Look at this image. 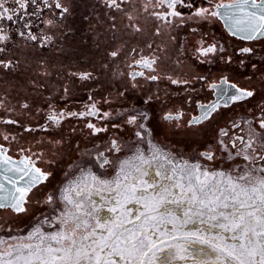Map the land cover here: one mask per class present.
<instances>
[{"label": "snow or ice", "instance_id": "obj_1", "mask_svg": "<svg viewBox=\"0 0 264 264\" xmlns=\"http://www.w3.org/2000/svg\"><path fill=\"white\" fill-rule=\"evenodd\" d=\"M205 2L103 0L107 8L121 13L127 21L123 26L125 35L144 39L145 47L154 53L166 50L149 39L164 36V25L170 30L186 26L195 34L205 22L217 16L223 18L233 36H239L243 41L259 42L264 38V0H232L230 4L220 3L213 7L205 6ZM7 5L9 0H0V45H7L12 39L10 33L15 31L28 41L46 46L52 37L33 33L31 29L36 25L30 18L35 17L52 28L59 26L58 20L41 19L44 9L52 11L53 17L57 15L54 10H59L61 21L69 12L65 0H12L11 6ZM207 5H212V0H207ZM109 19L115 30L116 16L111 15ZM153 19L161 23L155 25L154 31L146 30L142 22ZM169 39L176 38L169 33ZM139 50L137 46L131 52L138 53ZM3 51L5 48L0 47V52ZM195 52L201 64H213L217 60L229 66L235 63L236 67L231 70L237 79L244 77L250 81L256 72L264 78V67H258L253 60L254 46H240L234 54L224 55L223 45L206 44L201 39ZM122 53L124 48L117 46L107 55L115 61ZM209 56L215 59H200ZM261 60L264 61V57ZM163 62L156 54L133 59L128 67L139 65L148 69L149 74L146 76L144 71L128 73L129 81L123 84V90L114 97H103V104L108 105L109 110H104L101 102L91 95L90 103L85 104L82 111L57 107L49 102L47 112L43 113L45 123L39 126L42 131L60 128L69 118L92 117L105 123L98 126L92 120H86L85 127L91 130L90 135L103 139L101 133L114 131L117 134L102 150L100 145H95V152L89 150L81 154L80 161L74 165L79 169V175L69 180L58 196L48 193L43 200L38 199L42 191L40 186L52 175L51 171L38 167L33 159H43V151L21 147V153L29 154L14 160L0 143V209H11L21 220L26 219L36 205H47L52 213L37 219L27 235L0 237V264H177L178 261L183 264H264V104L257 106L259 116L253 115L250 119L233 122L230 127L220 128L214 143L202 145V150L197 153L199 159L177 160L153 143L154 133L160 125L151 109L138 108L135 103L123 110L114 107L117 102L130 101L127 94L139 87L137 77L147 81L167 79L172 85L190 83L189 79L158 73ZM103 66L108 67L107 64ZM0 67L13 68L12 61L0 60ZM247 69L252 70L251 75L244 71ZM41 74L47 75V72ZM70 75L81 82L96 79L93 72L87 70ZM114 75L123 76L124 73ZM193 78L206 79L204 76ZM209 87L219 90L218 99L210 104H198L201 115L188 119V128L213 119L220 101L226 107L257 94L253 88L232 82L227 75L222 76L219 84L212 83ZM63 91L61 99L72 95L69 87ZM152 99L148 96L143 103L148 105ZM21 107L29 109L30 105L23 103ZM0 108H5L2 99ZM183 115L180 111L168 112L160 119L175 122L172 124L174 129L183 128ZM0 124L18 125L20 121L0 119ZM24 131L31 133L36 129L26 127ZM126 137H135L134 144L136 141L147 144L150 155L146 156L136 144L133 155L116 166L114 159L106 153L115 156L122 152ZM15 140L17 136L11 131L0 129V141ZM45 143L59 145L62 140L36 141L41 146ZM59 153L57 148L52 155L55 157ZM225 162L231 167H217ZM153 163L156 164L154 173L145 170V165ZM114 166L115 175L106 178L105 173ZM130 204L138 207H127ZM165 205L182 208L183 218L171 209L161 211ZM105 210L111 214L110 218L101 216ZM44 225L55 230L45 231Z\"/></svg>", "mask_w": 264, "mask_h": 264}, {"label": "flooded vegetation", "instance_id": "obj_2", "mask_svg": "<svg viewBox=\"0 0 264 264\" xmlns=\"http://www.w3.org/2000/svg\"><path fill=\"white\" fill-rule=\"evenodd\" d=\"M11 2L12 0H9L7 6H11ZM231 2L232 0H212V5H207L206 0L205 6L213 7L215 4ZM65 4L69 12L62 21L58 15L59 10H54L57 13L55 17L48 9H44L41 13V19H57L58 27L49 28L35 17L30 18L36 25L31 29L33 33L38 36L44 33L52 37L51 42L46 46H41L39 42L28 41L15 31L10 33L12 39L7 45H0L5 48V51L0 52V60H10L13 64V68L10 69L0 67V99L5 103V108H0V119L20 121L18 125L0 124V129L11 131L17 136L15 141H0V143L4 144L8 149V155L15 160H20L24 155L29 154L21 153L19 151L21 147L43 151V159L37 160L36 157L33 159L36 160L38 167L51 171L52 175L44 185L40 186L42 191L38 199L43 200L48 193L58 196L65 184L79 175V169L74 165L80 161L81 154L89 150L95 152L97 150L95 145H100L102 150L107 147L108 140L117 135L114 131L101 133L103 139L90 135L91 130L85 127L86 120L90 119L98 126L105 123L92 117L69 118L60 128L50 127L48 131H42L39 126L45 123L43 113L47 112L49 102L57 107L82 111L84 105L90 103L91 95L101 102L100 106L104 110H109V106L103 104V97H114L118 91L123 90V84L129 81L128 73L144 71L146 76L149 74L148 69L139 65L128 67L133 59H139L141 55H159L164 62L160 64L158 73L172 75L177 79H189L190 83L172 85L167 79L147 81L143 77H137L139 87L127 94L130 96V101L117 102L114 107L123 110L135 103L138 108L151 109L156 116V123L160 125L154 133L153 143L168 150L171 155L174 153L184 157L199 158L197 153L202 150V145L214 143V137L220 128L230 127L233 122L250 119L253 115L259 116L257 106L264 104V78L261 77V73L256 72L250 81L244 77L237 79L231 70L236 67L235 63L229 66L217 60L213 64H201L197 59L195 47L197 42L203 39L206 44L223 45L226 49L224 55H232L240 46H254L256 55L253 60L257 62L258 67H264V61L261 60V57H264V38L259 42L243 41L239 36H233L223 18L217 16L205 22L195 34L186 26L170 30L164 25V36L149 37V39L166 50L154 53L153 50L145 47L144 39L125 35L123 26L127 21L122 18L121 13L107 8L103 0H65ZM154 10L163 11V9ZM219 11L222 12L223 9ZM111 15L116 16L115 30L112 29L113 22L109 19ZM7 23L15 28L11 22ZM142 23L146 30L154 31L155 25L161 22L153 19ZM169 33L176 39L170 40ZM117 46H122L124 53L113 61L107 54ZM137 46L140 49L138 53H132L131 49ZM125 53L128 55L126 56ZM200 59L215 58L209 56ZM105 64L108 65L107 68L103 66ZM84 70L93 72L96 79L81 82L70 75L72 72ZM45 71L47 75L41 74ZM244 71L249 75L252 73L251 69ZM118 72L124 75H114ZM224 75L229 76L230 80L238 85L255 89L257 94L244 101L229 103L226 107L223 101H220V107L213 114V119L188 128L186 121L192 116L201 115L202 110L198 108V104H210L218 99L219 90L212 89L209 85L219 84ZM198 76H204L206 79L193 78ZM65 87L70 88L72 95L67 99H61ZM148 96H152L153 99L145 105L143 99ZM138 97L139 101H137ZM23 103H28L30 108L23 109L21 107ZM9 108L12 111H8ZM37 109L41 111L37 112ZM177 111L184 114L183 128L174 129L172 124L175 122L160 119L168 112L175 114ZM26 127H33L36 131L26 132L24 131ZM242 127L246 126L242 124ZM232 131L242 134L236 129ZM49 140H62V143L59 145L45 143L43 146L36 144V141ZM134 140L135 137H126L122 152L115 156L111 153L106 155L114 159L115 165L118 166L124 156L136 149V144H139L144 152L147 150V145L144 147V143L139 141L134 144L132 142ZM57 148L60 149V153L53 157L52 152ZM53 160L54 162H51ZM70 166H72L71 171H69ZM115 168V166L109 168L107 173ZM44 215H52L47 205L32 207L28 217L23 220L19 219L11 209H0V226H2L0 234L26 233L30 230L28 228H31L37 219H43ZM46 228L53 230L49 229L48 225H44V230Z\"/></svg>", "mask_w": 264, "mask_h": 264}, {"label": "bare ground", "instance_id": "obj_3", "mask_svg": "<svg viewBox=\"0 0 264 264\" xmlns=\"http://www.w3.org/2000/svg\"><path fill=\"white\" fill-rule=\"evenodd\" d=\"M156 145H157V144H156ZM160 147H161V146H160ZM146 148H147V147H146ZM163 149H164V148H163ZM164 150H165V149H164ZM165 151H166V153H170L168 150H165ZM144 153H145V152H144ZM170 154H171V153H170ZM145 155H146V156L150 155L149 151L147 152V154L145 153ZM171 156H172V155H171ZM175 158L179 160L178 157L175 156ZM144 168H145V170H148V171L154 173L155 168H156V164L153 163L151 166L145 165ZM138 194H139V193H138ZM93 198H94V199H97V201H98V198H97V197H93ZM127 207L135 209V208H137L138 206H137V205H134V204H130V205H128ZM169 209L174 210L178 216H181V218H183V216H182V208H177L175 205H165V206H163V207L161 208V211H167V210H169ZM101 216L104 217V218H110L111 214H109V213L105 210L103 213H101ZM169 227H170V226H169ZM54 230H55V229H53V230H48V231H54ZM225 235H228V234H225ZM190 247H192V248H198L197 245H190ZM206 249H207V248H206ZM178 264H183V262H179V261H178ZM188 264H191V262H188Z\"/></svg>", "mask_w": 264, "mask_h": 264}, {"label": "rangeland", "instance_id": "obj_4", "mask_svg": "<svg viewBox=\"0 0 264 264\" xmlns=\"http://www.w3.org/2000/svg\"><path fill=\"white\" fill-rule=\"evenodd\" d=\"M144 145V147H146V145L147 144H143ZM162 148V147H161ZM147 150L145 151L146 152V154H147V152L149 151L148 150V147L146 148ZM163 149V148H162ZM164 150V149H163ZM166 150V149H165ZM164 150V151H165ZM135 152V150L131 153V154H129V155H127V156H124L123 158H122V160H124V159H127V158H129V157H131L132 155H133V153ZM166 152V151H165ZM172 156L173 157H178L179 159H181V158H183V159H187V160H191V161H195V160H197V159H199V158H190V157H184V156H180V155H175L174 153H172ZM178 160V159H177ZM223 167V168H225V169H228V168H230L231 167V164H229L228 162H226V163H224L223 165H218L217 167ZM93 171H95V169H93ZM115 171H116V168L113 170V171H111V172H109V173H105V176H106V178H108V179H111L114 175H115ZM28 229H30V228H28ZM50 229V228H49ZM52 229V228H51ZM45 231H48L47 230V228H46V230ZM25 232V231H24ZM27 233L28 232H26V233H23V232H17V233H14V234H0V237H6V236H8V235H21V236H23V235H27ZM197 247L199 248L200 246L199 245H197ZM204 251L205 252H208V249H204ZM177 264H178V262H177Z\"/></svg>", "mask_w": 264, "mask_h": 264}, {"label": "water", "instance_id": "obj_5", "mask_svg": "<svg viewBox=\"0 0 264 264\" xmlns=\"http://www.w3.org/2000/svg\"><path fill=\"white\" fill-rule=\"evenodd\" d=\"M257 2H259V1H257ZM229 28V27H228ZM15 160V159H14ZM21 184H23V182H21Z\"/></svg>", "mask_w": 264, "mask_h": 264}]
</instances>
